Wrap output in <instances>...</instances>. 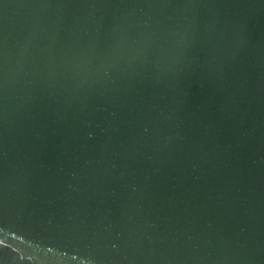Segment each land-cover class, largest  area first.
Listing matches in <instances>:
<instances>
[{
	"label": "water",
	"instance_id": "95a60500",
	"mask_svg": "<svg viewBox=\"0 0 264 264\" xmlns=\"http://www.w3.org/2000/svg\"><path fill=\"white\" fill-rule=\"evenodd\" d=\"M0 264H264V0H0Z\"/></svg>",
	"mask_w": 264,
	"mask_h": 264
}]
</instances>
